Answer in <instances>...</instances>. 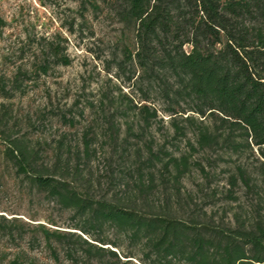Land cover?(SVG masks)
I'll list each match as a JSON object with an SVG mask.
<instances>
[{
    "label": "trees",
    "instance_id": "obj_1",
    "mask_svg": "<svg viewBox=\"0 0 264 264\" xmlns=\"http://www.w3.org/2000/svg\"><path fill=\"white\" fill-rule=\"evenodd\" d=\"M81 8L104 9L131 31L133 46L112 54L106 68L127 91L99 99V133L85 128L74 152L60 139L51 165L23 137L8 134L0 148L15 176L69 212L78 220L70 229L91 240L41 225L54 259L52 244L63 246L70 264H264V216L249 221L233 213L216 223L205 212L179 214L173 203L182 198L189 158L154 151L147 140L153 125L168 117V129L192 150L255 159L252 172L235 168L230 186H264V0H82ZM47 44L53 60L36 65L40 73L70 64L53 40ZM0 94L8 98L1 81ZM98 143L116 155L117 176L112 171L108 185L119 192L110 196L97 197L85 174ZM155 171L163 183L166 174L172 179L163 205L149 202ZM124 243L131 251L121 249Z\"/></svg>",
    "mask_w": 264,
    "mask_h": 264
},
{
    "label": "rangeland",
    "instance_id": "obj_2",
    "mask_svg": "<svg viewBox=\"0 0 264 264\" xmlns=\"http://www.w3.org/2000/svg\"><path fill=\"white\" fill-rule=\"evenodd\" d=\"M81 2L0 0V81L8 93V98L0 94V148L8 134L23 137L29 146L38 149L41 161L51 165L60 139L65 146H72L74 152L85 128L92 126V131L98 132L95 125L99 127L103 123L98 114L99 99L117 94L118 88L127 91L106 68L111 66L112 54L124 46H133L131 31L104 9L95 13L83 10ZM52 40L70 64L50 65L46 74H42L36 65L46 58L53 60L47 53V42ZM15 77L17 90H12ZM91 103L96 106V113L90 109ZM167 119L164 117L162 123L153 125L147 140L151 139L154 151L162 149L176 158L179 155L189 158L191 165L180 181L182 198L179 204L173 203L176 212H205L216 223L232 220L233 213L249 221H254L257 213L264 216V186L248 191L241 182L235 188L229 185V177L236 175L235 168L240 165L252 172L257 165L255 159L199 150L196 145L192 150L186 139L174 137ZM190 143L194 144L192 140ZM96 147L97 153L90 164L81 167L92 177L96 196H110L119 192L108 185L111 172L117 176L116 155L112 156L107 145L98 143ZM154 174L149 202L163 205L167 195L173 192L172 179L166 174L169 182L163 183L160 174L157 171ZM230 191L235 200L228 197ZM0 216L3 217L0 264H70L66 250L57 244H52L58 251V260L54 259L40 234L41 225L75 233L91 242L78 230L70 229L77 219L30 188L23 177L15 176L11 164L2 157ZM13 220L16 222L11 223ZM11 225L14 227L10 228ZM105 234L113 240L111 232ZM104 247L116 250L109 245ZM121 249L131 251L125 243Z\"/></svg>",
    "mask_w": 264,
    "mask_h": 264
}]
</instances>
